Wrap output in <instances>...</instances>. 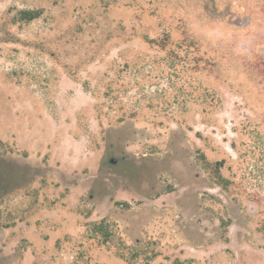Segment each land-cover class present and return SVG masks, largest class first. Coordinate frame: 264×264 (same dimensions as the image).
Instances as JSON below:
<instances>
[{
	"label": "rangeland",
	"instance_id": "1",
	"mask_svg": "<svg viewBox=\"0 0 264 264\" xmlns=\"http://www.w3.org/2000/svg\"><path fill=\"white\" fill-rule=\"evenodd\" d=\"M263 206L264 0H0V264H264Z\"/></svg>",
	"mask_w": 264,
	"mask_h": 264
},
{
	"label": "trees",
	"instance_id": "2",
	"mask_svg": "<svg viewBox=\"0 0 264 264\" xmlns=\"http://www.w3.org/2000/svg\"><path fill=\"white\" fill-rule=\"evenodd\" d=\"M20 18L21 20H32L34 18H36L38 16V12L34 11V10H23L20 12ZM156 40H150V42H153ZM199 161L202 163L204 169L206 170V172H208L209 177L219 186H221L225 191L227 192H231L232 188L235 187V181L225 175L223 173V169H222V165L219 163V161L213 162L211 160H207L205 158H201L198 157ZM246 191V189H245ZM255 197H259L256 198L258 199L260 202L263 201L261 194H254ZM119 204H124V202H118ZM260 214L262 215V220H261V224L259 227V231L262 232L263 237H264V206L263 209L260 210ZM103 225V224H102ZM102 225H98L96 226L97 229L102 230L103 226ZM264 247V243L262 245ZM129 251L131 253H133V255H137V254H142V253H147L145 248H141L139 246L137 247H128ZM119 255L127 258L126 254L124 253V251H119Z\"/></svg>",
	"mask_w": 264,
	"mask_h": 264
}]
</instances>
